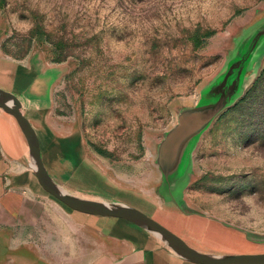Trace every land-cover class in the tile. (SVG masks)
<instances>
[{
	"label": "rangeland",
	"instance_id": "rangeland-1",
	"mask_svg": "<svg viewBox=\"0 0 264 264\" xmlns=\"http://www.w3.org/2000/svg\"><path fill=\"white\" fill-rule=\"evenodd\" d=\"M261 24L264 0H0V87L17 89L21 66L24 86L35 73L49 75L33 94L51 97L39 130L47 166L64 187L134 206L196 248L264 252V44L255 59H263L258 79L193 155L183 207L212 221L190 224L191 216L165 210L156 165L158 144L180 110L198 103L236 42ZM9 121L2 116L0 125L17 140ZM69 137L78 138V149L63 143ZM4 152L0 142V234L25 237L39 228L54 249L62 234L78 241L61 209L47 204V216L30 210L36 200L58 202L24 156ZM74 215L152 249L154 242L123 220Z\"/></svg>",
	"mask_w": 264,
	"mask_h": 264
},
{
	"label": "water",
	"instance_id": "water-1",
	"mask_svg": "<svg viewBox=\"0 0 264 264\" xmlns=\"http://www.w3.org/2000/svg\"><path fill=\"white\" fill-rule=\"evenodd\" d=\"M263 44L264 24L254 27L240 38L230 53L221 74L201 91L196 105L180 110L176 125L158 144L156 165L161 175L158 193L163 200L165 210L176 213L183 219L191 216L187 221L190 224L198 223L197 220H210L201 214L188 213L183 207L184 193L192 172L194 152L202 137L216 120L233 108L244 97L248 87L258 79L257 71L264 58L260 63L255 59L259 56ZM22 70L26 69L22 66L18 67L16 73L18 75L22 73V76L16 82H20L24 76L28 75ZM6 71L4 69L3 73L11 78L12 70ZM0 112L12 119L18 137H21L26 147V159L38 184L43 191L66 208V211L70 210L68 212L72 214L77 212L99 218L123 220L139 228L142 231L140 233L148 241L154 242L152 249L149 250L148 247L141 245L138 247L140 249L123 257L116 264L144 262L146 264L150 262L151 257L156 255L159 257L160 254H166L169 260L174 259L175 264H264V252L219 254L212 252L209 247L196 248L179 231L164 224L162 220H158L159 218L152 217L134 206L109 196L80 190L74 192L96 195L104 199L102 202H93L75 196L49 170L39 133L26 115L21 97L14 90L0 87ZM157 257L155 258L157 262L170 264L169 261L159 260Z\"/></svg>",
	"mask_w": 264,
	"mask_h": 264
},
{
	"label": "crops",
	"instance_id": "crops-1",
	"mask_svg": "<svg viewBox=\"0 0 264 264\" xmlns=\"http://www.w3.org/2000/svg\"><path fill=\"white\" fill-rule=\"evenodd\" d=\"M47 76L49 75H44L41 72L35 73L32 81L26 83V86H24L25 84L21 85L22 79L20 80V84L17 85V89H13L11 86L12 90L21 97L24 103L25 113L39 133L42 147L44 142L39 129L43 127L44 120L42 118L51 103V97L50 101H48L40 96V94L33 93H35V89H38L39 85H37V82L39 83V80ZM15 82L16 80L12 83ZM30 93L32 96H29ZM2 116L5 115L0 113V118H2ZM9 119L11 128L18 136L17 129L12 119L10 117ZM63 140H65L63 143L67 144L66 142H68L69 145H76L78 149V138L69 137ZM0 142L7 158L13 155H15V157L24 156L27 158L26 147L21 137L19 136L17 140L12 138L1 125ZM19 194H23L21 195L23 196V200H28L29 202L30 197L28 193L21 192ZM3 197H5L4 188L0 184V205L2 204L1 201ZM47 204H50L53 208L56 206L59 208L58 210L61 209L60 211L67 215L65 220L69 225L71 224L72 228L77 232V236L79 237L78 241H76L71 234H62L59 237V248H56L58 249L56 250L46 244V242L49 243V236L44 234L39 228H36V230H38L36 234L30 232L28 236L25 237L18 234L10 235L2 233L0 234V264H116L123 257L131 255L140 249L138 247H140L141 244L139 245L126 237L119 236L115 234L113 230L107 231V229L101 228L97 224H90L86 220L78 218L76 215L66 211L59 203H54V201L47 200L44 202L36 200L35 203H28L27 206L30 210H42L43 215L47 216L51 214L48 213L50 211ZM2 207L4 206H1L0 209ZM39 231L40 233H38ZM77 242H81L83 248L78 249L79 245ZM157 256L158 255L151 257L150 262H146V264H156L157 261L155 258ZM157 259L167 260L170 264H175L176 262L174 259L169 260L166 254H160ZM140 264H145V262Z\"/></svg>",
	"mask_w": 264,
	"mask_h": 264
},
{
	"label": "bare ground",
	"instance_id": "bare-ground-1",
	"mask_svg": "<svg viewBox=\"0 0 264 264\" xmlns=\"http://www.w3.org/2000/svg\"><path fill=\"white\" fill-rule=\"evenodd\" d=\"M69 190V189H67ZM70 193L74 194L75 196H79V197H82V198H85V199H88L90 201H93V202H102L103 199L96 196V195H85V194H78V193H75L74 191L72 190H69Z\"/></svg>",
	"mask_w": 264,
	"mask_h": 264
},
{
	"label": "trees",
	"instance_id": "trees-1",
	"mask_svg": "<svg viewBox=\"0 0 264 264\" xmlns=\"http://www.w3.org/2000/svg\"><path fill=\"white\" fill-rule=\"evenodd\" d=\"M210 36V35H208ZM203 41L199 40V38L197 39V47H201L203 45Z\"/></svg>",
	"mask_w": 264,
	"mask_h": 264
}]
</instances>
